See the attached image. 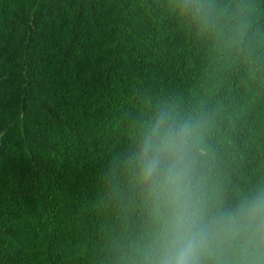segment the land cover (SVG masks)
<instances>
[{"label":"trees","instance_id":"trees-1","mask_svg":"<svg viewBox=\"0 0 264 264\" xmlns=\"http://www.w3.org/2000/svg\"><path fill=\"white\" fill-rule=\"evenodd\" d=\"M161 112L210 215L264 191V0H0V264H151Z\"/></svg>","mask_w":264,"mask_h":264},{"label":"clouds","instance_id":"clouds-1","mask_svg":"<svg viewBox=\"0 0 264 264\" xmlns=\"http://www.w3.org/2000/svg\"><path fill=\"white\" fill-rule=\"evenodd\" d=\"M198 128L161 112L137 154L160 221L151 264H264V191L215 215L193 191ZM229 249L241 258L223 259Z\"/></svg>","mask_w":264,"mask_h":264}]
</instances>
